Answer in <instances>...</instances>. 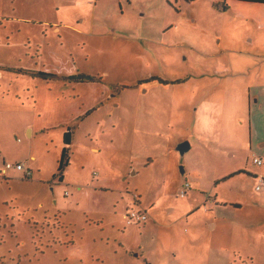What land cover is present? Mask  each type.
Wrapping results in <instances>:
<instances>
[{"label":"rangeland","instance_id":"1","mask_svg":"<svg viewBox=\"0 0 264 264\" xmlns=\"http://www.w3.org/2000/svg\"><path fill=\"white\" fill-rule=\"evenodd\" d=\"M87 1L0 0V264H264V4Z\"/></svg>","mask_w":264,"mask_h":264},{"label":"trees","instance_id":"2","mask_svg":"<svg viewBox=\"0 0 264 264\" xmlns=\"http://www.w3.org/2000/svg\"><path fill=\"white\" fill-rule=\"evenodd\" d=\"M228 1H237V2H241V3H253V4H264V0H225V2L223 3V12L228 11V4L226 2ZM84 77V76H83ZM152 80H155V78H151ZM90 81H92V79L90 78ZM160 83H163L161 81H159ZM72 137H73V132L72 130L68 129L67 132L64 134V147L61 153V157L59 160V164H58V173H59V181L61 182L64 178V170L69 166V147L72 144ZM26 171V170H25ZM25 171H21L24 174V178H30L32 176L31 171H27L30 175L27 174V172ZM241 174H246L245 171L240 170L238 172H236L235 174H232L231 176H236V175H241ZM184 187V186H183ZM182 187V188H183ZM191 187V186H190ZM190 190V188H189ZM188 190V191H189Z\"/></svg>","mask_w":264,"mask_h":264},{"label":"crops","instance_id":"3","mask_svg":"<svg viewBox=\"0 0 264 264\" xmlns=\"http://www.w3.org/2000/svg\"><path fill=\"white\" fill-rule=\"evenodd\" d=\"M98 1V0H97ZM120 2H122L121 0H119ZM128 1V3H130L131 2V0H127ZM87 3H88V5H90V4H94L95 5V3H96V0H88L87 1ZM95 13H96V10H95ZM95 15V14H94ZM79 17V20H77V18ZM75 16V18H76V24L78 23V25L79 24H84V18H82L81 16ZM92 22H93V20H92ZM94 23V22H93ZM95 24V23H94ZM66 26H71V25H69V24H67V25H65V27ZM75 28H76V25L74 26ZM258 28H261V27H258ZM59 29H60V27H55V30L54 31H56V32H58L59 31ZM99 35H101V34H99ZM264 89V88H263ZM244 91V100L247 102L246 104H247V109H248V111H250L251 112V107H252V100H253V97H254V95H252V92H251V89H249V88H244L243 89ZM262 95L264 96V90L262 91ZM249 150H250V152H252L251 150H253V148H252V137H251V143H250V147H249ZM252 158H251V163L255 166V164L253 163V159H254V157H256V158H262L263 159V157H261V156H257V155H255L254 154V152H252ZM264 160V159H263ZM240 170H243V171H245L246 172V174L247 175H249L250 174V176H254L255 178L254 179H257L258 178V173L256 172V174H254V173H252V172H250V171H248V167H247V165H245L243 168H240V169H238V170H235L234 172H238V171H240ZM241 176H245V174H241ZM264 175L263 174H261L260 175V177H263ZM184 185V184H183ZM183 187V186H182ZM181 187V188H182ZM181 190V189H180ZM257 190V189H256ZM257 191H260V190H257ZM187 194H188V192H187ZM185 197H187V195L185 196ZM234 204V203H233ZM232 204V205H233ZM234 206V205H233ZM234 207H236V208H239L240 207V205H235ZM126 216V215H125ZM210 225H211V227L212 228H214L215 227V225L213 224V223H210Z\"/></svg>","mask_w":264,"mask_h":264},{"label":"built area","instance_id":"4","mask_svg":"<svg viewBox=\"0 0 264 264\" xmlns=\"http://www.w3.org/2000/svg\"><path fill=\"white\" fill-rule=\"evenodd\" d=\"M253 163L255 165L262 166L263 165V159L254 157ZM13 168H15L17 171H25L23 165H21V164H17L15 166H12L10 164H6L4 173H6L7 171H9V170H11ZM27 174L30 175L28 172H27ZM259 179H260V184L264 185V176L260 177ZM189 187H190L189 184L184 185V187L182 188L183 190L181 191V197H185L186 196V193H187ZM256 189L260 190L261 187L258 186ZM143 214L144 213H140V212H137V211H131L127 215L126 220H127V222L129 224L139 223V222L145 221L146 220V216L143 215Z\"/></svg>","mask_w":264,"mask_h":264},{"label":"water","instance_id":"5","mask_svg":"<svg viewBox=\"0 0 264 264\" xmlns=\"http://www.w3.org/2000/svg\"><path fill=\"white\" fill-rule=\"evenodd\" d=\"M191 145L188 141H184L177 146V151L183 156L185 153L189 152ZM183 171V170H182Z\"/></svg>","mask_w":264,"mask_h":264}]
</instances>
